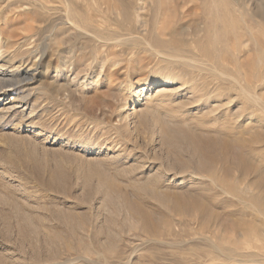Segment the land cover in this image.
I'll return each instance as SVG.
<instances>
[{"label": "rangeland", "instance_id": "374dc122", "mask_svg": "<svg viewBox=\"0 0 264 264\" xmlns=\"http://www.w3.org/2000/svg\"><path fill=\"white\" fill-rule=\"evenodd\" d=\"M262 3L0 0V63L13 57L36 77L0 89V264H264V182L252 185L254 175L248 185L218 165L216 185L162 177L164 189L193 190L216 212L206 222L197 212L169 215L135 185L158 180L159 162L174 153L160 136L175 130L242 135L264 176V104L242 94L264 95ZM188 99L197 102L179 107Z\"/></svg>", "mask_w": 264, "mask_h": 264}, {"label": "bare ground", "instance_id": "6f19581e", "mask_svg": "<svg viewBox=\"0 0 264 264\" xmlns=\"http://www.w3.org/2000/svg\"><path fill=\"white\" fill-rule=\"evenodd\" d=\"M222 10H223V8H222ZM259 15L264 20V3H262V5L259 9ZM6 32L3 34H6ZM0 57L3 58V56H0ZM4 59H7V62H6V64L0 63V68L4 71L7 69L8 72L4 73V71H3L2 74H0V89L4 88V90L7 89L8 91H10V90L14 91L19 86L23 87L24 85H28L32 82L33 83L35 82L36 77H35V74L33 73V70L31 68L30 69H23L22 66H20V67L16 66L15 67L14 64L16 63L15 61H17V60L13 57L9 58V57H5V55H4ZM186 61L189 64H191V66H193V67H199V68H202V66L206 67L203 69H207V70H210L211 72L218 73L220 76H222L224 78L233 79L234 82H236V84H238V85L240 84V82L238 83V80L236 78L232 77V75L230 76V75L226 74L225 72H222L220 70L219 71L216 70L215 66H214V71H213L212 69H210L208 67L206 62L204 63V61L201 62V61H199L197 59H193V58L186 60ZM37 70L38 69H36V71ZM163 83L166 84L165 80L163 81ZM246 90H244L242 93L245 96V98L248 99L256 108L262 109L263 104H264V95L257 93V92L251 93L252 92L251 89H250L251 92L246 91ZM248 90H249V88H248ZM160 91H162V90H160ZM166 94L167 93H162V95H166ZM199 99L201 101V98H199ZM196 102L197 101L194 99H188L187 101L185 100L184 102L183 101L180 102L178 105H180L179 107H181L183 109H188V108H191V106H194V104H196ZM215 112L218 113V110L212 111L213 114ZM207 114H211V113L209 112ZM230 115L235 116L236 114L233 115L231 112V114H229V116ZM242 117H243V115L240 113V114L236 115L235 119H237V118L241 119ZM128 126L129 127H127L126 130L129 131L128 128H130L131 125L128 124ZM178 129H179V127H178ZM132 130L129 131L131 136H133L134 138H138L140 133L137 131V129H134L133 131ZM171 131H173V130H171ZM175 131H174L173 136H170V135H166V136L161 135L160 136V138H162L161 139L162 143H164L166 146H168L170 148L171 147L174 148V149H172L174 153L172 154L173 159L169 160L168 165H166L163 161L159 162L160 168H158L157 173H156L158 180L159 179L161 180L162 177L166 178V180L173 177L175 179V181H178V179L182 180L184 178L186 179V177H187V178H189L190 182L195 183L199 180H205V181L211 182L212 184L216 185L220 182V179H222V177L220 178L218 176L219 174L215 170V167L218 165H221L222 166V170L220 171L221 176H222V171L225 174V176H226V174L230 176V175L234 174V172H235L234 169H236V171H238L240 174L239 179H240L241 183L244 182V183H247L249 185L250 182L248 180L249 179L248 177L249 176L251 177V175H254L253 178L251 177L252 181L250 180L252 185H258L261 182H264V176H262L263 174L260 172L259 167L257 165L256 152H253V151L250 152L249 151L250 149L249 150L246 149V147L248 146L247 140H245V138H243L242 135H236L233 137H229L225 133L217 131L216 133H213V134H211V133L210 134H201L200 136L190 133V135L188 137L189 133L181 132L179 130H177L176 132ZM195 132H196V130H195ZM185 134H187V135H185ZM256 137L258 138V136H256ZM253 138H255V137H253ZM259 141L260 140L257 139V141L255 143V140H254V142H253L254 145L259 144V143H257ZM185 144L187 145L186 148L184 147ZM250 145H252V144H250ZM135 147L138 148V143L136 144ZM184 151L188 152V158L187 159L184 157V155H182V153ZM261 170H262V168H261ZM137 180H138V182H135L136 184L134 183L138 187L137 192H142L145 197L149 196L150 197L149 199L154 200V202L156 204H158V206H162L167 211V213L169 215L173 216V214H174V215H179L182 217L185 214L191 215V214H195L194 212H197V213H199L198 215L200 216V217L199 216L198 217L202 218L201 220L203 222L215 219V217H217L216 212H214L210 208H208V206L205 204L206 202L203 203L202 198L198 194H196L193 190H189V189L187 190L185 188L186 191L173 192L170 190L171 188L164 189L165 183L163 182V180H161V182H160V180L159 181L158 180L152 181V179L150 177H148L146 179V181H141L142 178H139ZM152 183H154L155 186L158 185L159 188H157L158 186L156 187V189H155V187L152 188V186L149 187ZM168 183H167V185H168ZM45 184L47 185V187L51 191L55 190L58 193L62 194L63 196L67 197L66 196L67 191H68L67 188H63V186L56 185L52 181L46 182ZM122 193H123V191H122ZM209 193L207 192V194H209ZM224 194H228V193L225 191ZM135 195H137V194L135 193ZM140 195H141V193H140ZM205 195H203V196H205ZM112 196H114V197H112ZM112 196H108V197L106 196V197L110 201L112 199L114 200V198H116V197L117 198L123 197V195H120V193L114 194ZM217 196L220 197V194L211 192V195H209V198L217 200V198H218ZM205 198H207V197H205ZM133 199H135V198L133 197ZM141 199H143V198L141 197ZM260 199L261 198H257L256 201L258 202V200H260ZM138 203H140V202H138ZM131 206L136 210V212L141 213V214L143 213V209L141 207L143 205L140 206L137 203H132ZM144 212H145V210H144ZM146 216L149 220H152L151 215H146ZM158 223H160L161 227L163 226L164 228H171L172 227V223L169 222L168 220L166 221L165 218L161 219V217H160V220ZM145 225H146V223H145ZM146 226L148 229H153L155 227L156 228L159 227V225L156 226L150 222ZM220 226L222 228H224L225 224L222 222L220 224ZM83 228H82L81 224L76 225L75 228H72L70 233H72L73 236H76L78 231L84 230ZM110 237H111V240H114L117 238V235L114 232H112L110 234ZM56 238H57V236H56ZM58 239H59V237H58Z\"/></svg>", "mask_w": 264, "mask_h": 264}]
</instances>
